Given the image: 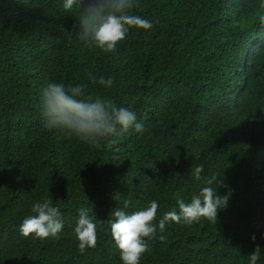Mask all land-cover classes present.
<instances>
[{
    "label": "trees",
    "instance_id": "1",
    "mask_svg": "<svg viewBox=\"0 0 264 264\" xmlns=\"http://www.w3.org/2000/svg\"><path fill=\"white\" fill-rule=\"evenodd\" d=\"M62 2L0 0V264H122L112 212L156 200L158 223L178 211L176 193L190 202L208 186L192 174L200 164L202 175L222 174L227 208L216 224L169 222L165 240L145 238L140 264H249L256 245L264 264V0H135L133 13L153 27L130 30L111 53L77 39V12ZM52 82L87 85L145 131L94 148L47 129L40 93ZM46 199L63 231L22 236L32 205ZM81 207L98 236L84 252L74 232Z\"/></svg>",
    "mask_w": 264,
    "mask_h": 264
},
{
    "label": "clouds",
    "instance_id": "2",
    "mask_svg": "<svg viewBox=\"0 0 264 264\" xmlns=\"http://www.w3.org/2000/svg\"><path fill=\"white\" fill-rule=\"evenodd\" d=\"M135 0H63L65 12H77V23L73 26L77 39L86 47L96 48L104 53L114 52L129 35L130 30H151L152 22L133 13ZM92 82L105 88L113 86L111 77H101L99 81L89 74ZM40 116L49 130H56L66 136L79 139L94 147L101 148L103 142L117 145L119 138L134 129L140 133L145 131L142 122H137L136 114L125 108L116 106L110 98L88 94L87 85H65L52 82L43 87L40 93ZM116 151H119L117 148ZM204 165L195 166L192 174L197 181H203L206 187L199 194L192 195L186 202L179 194H175L177 210L166 212L156 222L159 204L152 200L149 206L131 214L116 209L112 212L114 220H109L111 236L120 253L122 264H140L142 256L149 250L146 239H155L159 234L161 241L166 237L163 233L169 222L191 225L201 219L216 224L218 213L227 208L231 189L221 179L222 174L211 177L202 175ZM216 184L213 188L211 185ZM226 189L225 195L218 194V189ZM127 207V205H125ZM32 215L27 216L19 227L24 237L36 239L56 238L64 229V222L58 207L51 199L35 202L31 208ZM74 232L81 252L94 249L97 245V225L89 216V209L79 210ZM255 241V236L252 237ZM261 247L256 245L249 256V264H257L261 256Z\"/></svg>",
    "mask_w": 264,
    "mask_h": 264
}]
</instances>
